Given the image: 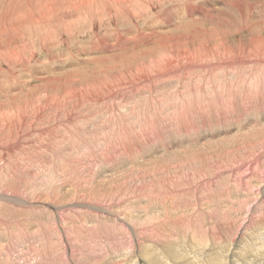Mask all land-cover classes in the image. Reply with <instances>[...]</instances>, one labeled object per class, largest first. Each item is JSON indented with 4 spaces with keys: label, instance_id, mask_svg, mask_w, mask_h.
Segmentation results:
<instances>
[{
    "label": "rangeland",
    "instance_id": "rangeland-1",
    "mask_svg": "<svg viewBox=\"0 0 264 264\" xmlns=\"http://www.w3.org/2000/svg\"><path fill=\"white\" fill-rule=\"evenodd\" d=\"M58 1L50 25L2 38L25 56L0 59V264H264L236 248L264 230V0H143L81 23Z\"/></svg>",
    "mask_w": 264,
    "mask_h": 264
},
{
    "label": "bare ground",
    "instance_id": "bare-ground-1",
    "mask_svg": "<svg viewBox=\"0 0 264 264\" xmlns=\"http://www.w3.org/2000/svg\"><path fill=\"white\" fill-rule=\"evenodd\" d=\"M24 1L25 0H17L15 3H16V5H15V3H14V5L15 6H13L12 4H13V2H10V0H0V5H1V10H0V42H2V43H0V59H3L5 62H7V63H13L14 61H19V60H22L23 58H24V56H25V50H24V48H21V50H17L16 52H7V49L6 50H4V48L5 47H3L4 46V44H5V39L4 40H2V38L4 37H7V39H6V42L7 41H10L12 38H10L9 36H10V34L11 33H15L14 35H16V39H17V37L18 36H20V31H21V29H20V27H23V25L25 24V23H27L28 25L30 24L31 25V27H32V25L34 24V26L35 25H38V24H40L41 22H44V20H47V21H45V22H47L46 24H48V25H50V23H51V21H53V20H51L52 19V17L54 16V14L57 12L58 13V11L61 9V8H59V6L60 5H56V2H60V1H58V0H42L43 1V3H41V4H44L43 6L41 5V7L39 8V9H36V7L34 6L33 7V3H34V0H27V2L26 3H24ZM36 1V0H35ZM240 1H243V0H235V1H233L234 2V4L238 7V3L240 2ZM247 1V0H246ZM40 2H41V0H40ZM62 5L61 6H63V7H67V8H72V11H73V15L75 16V17H77V21L78 22H80L81 20L82 21H88V19L90 18V19H92L93 18V20L97 17H99V16H103V15H107V14H109L110 15V18L109 19H111V20H113L112 18H114V19H116L117 18V16L119 17H121L122 16V18L123 17H127V16H129L130 14V12H129V10H128V6L129 5H132V6H136V7H138V9H141V3L142 2H144L143 0H62ZM236 2V3H235ZM145 3H147V2H145ZM149 3V2H148ZM152 3V2H151ZM25 4H27V5H25ZM128 4V5H127ZM231 5L233 4V3H230ZM233 4V5H234ZM143 5V4H142ZM228 5V4H227ZM143 7V6H142ZM229 7V6H228ZM144 9V8H143ZM237 9V8H236ZM30 10V11H29ZM37 10H39V11H37ZM238 10H240V9H238ZM23 11H25V12H23ZM27 11H29V12H27ZM36 11L37 12H39V14H38V18L36 17ZM141 11H144V10H142L141 9ZM189 12H190V14H192L193 13V11H194V8H192V7H190L189 8V10H188ZM127 12H129V13H127ZM140 12V11H139ZM192 12V13H191ZM56 13V14H57ZM62 13V12H61ZM67 13V12H66ZM94 13H95V17H93L92 15H94ZM21 14V15H20ZM113 14V15H112ZM131 14H133V12H131ZM190 14H188L189 16H190ZM109 15H108V17H109ZM200 15V14H199ZM91 16H92V18H91ZM135 16V15H134ZM18 17V18H17ZM57 17V16H56ZM55 17V18H56ZM69 17V16H68ZM67 17V18H68ZM119 17V18H120ZM130 17V16H129ZM132 17H133V15H132ZM164 17V16H163ZM71 19H72V17H70ZM136 18H138V16L136 17ZM54 19V18H53ZM61 19V18H60ZM130 19V18H129ZM15 20L17 21V22H15ZM51 20V21H50ZM132 20V19H131ZM55 21V20H54ZM61 21V20H60ZM86 21V22H87ZM115 21V20H114ZM14 22L16 23V24H14ZM40 22V23H39ZM44 22V23H45ZM58 22V21H57ZM85 22V23H86ZM93 22V21H92ZM184 22V21H183ZM43 23V24H44ZM53 23H55V22H53ZM60 23V22H59ZM62 23V22H61ZM70 23V22H69ZM81 23V22H80ZM45 24V25H46ZM56 24V23H55ZM55 24H54V26H55ZM41 25V24H40ZM66 25V24H65ZM17 26V27H16ZM27 26V25H26ZM25 26V27H26ZM43 25H41V27H42ZM52 26V25H51ZM57 26V25H56ZM70 26H72V25H70ZM36 27V26H35ZM30 28V27H29ZM34 28V27H33ZM38 28H40V27H38ZM43 28V27H42ZM65 28H68V25H67V27H65ZM74 28H76V27H74ZM37 29V28H36ZM41 29V28H40ZM39 29V30H40ZM60 29V28H59ZM54 30V29H53ZM52 30V31H53ZM56 30V29H55ZM68 30V29H67ZM70 30V29H69ZM32 31V30H31ZM48 31V30H47ZM64 31V30H63ZM63 31H61V32H63ZM72 31V30H71ZM28 32V31H27ZM49 32V31H48ZM54 32V31H53ZM44 33H45V31H44ZM140 33V32H139ZM63 34V33H62ZM142 34V33H141ZM70 35V34H69ZM144 36V35H143ZM31 37V36H30ZM101 37V36H100ZM119 37H121V35L119 36ZM48 38V37H47ZM68 38V37H67ZM80 38V37H79ZM14 41L13 42H15V37H14V39H13ZM119 40V39H118ZM122 40V39H121ZM144 40V39H143ZM149 40V39H148ZM44 41V40H43ZM123 41V40H122ZM166 41V38H165V36H162L161 37V39H159L158 40V42H159V47H160V49L159 50H161V48H163L164 47V43L163 42H165ZM12 42V41H11ZM10 42V43H11ZM140 42V41H139ZM102 43H104V41L102 42L101 41V43H98V45H93V49L94 50H98V47L99 46H102L103 44ZM179 46V45H178ZM105 47V45L103 46V48ZM106 47H107V45H106ZM105 47V48H106ZM158 47V48H159ZM171 47V46H170ZM200 47V46H199ZM250 47H252V46H250ZM15 48H16V46H15ZM172 48V47H171ZM248 48V47H247ZM264 48V47H263ZM164 49V48H163ZM173 49V48H172ZM205 50L206 52H208L209 51V48L208 47H206V46H203V47H201V49L199 48V50H200V53L203 51V50ZM240 49V48H239ZM261 49V48H260ZM13 50V49H12ZM182 50V49H181ZM242 50V49H241ZM240 50V51H241ZM263 49H261V51H262ZM99 51V50H98ZM97 51V52H98ZM165 51V50H164ZM246 51H248V50H246ZM260 50L259 51H257V52H261ZM106 52V51H105ZM183 52H185V51H183ZM204 52V51H203ZM262 52H264V51H262ZM261 52V53H262ZM31 54V53H30ZM163 54H164V52H163ZM169 54V53H168ZM178 54H182V53H178ZM194 54V53H193ZM192 54V55H193ZM32 55V54H31ZM34 55V54H33ZM180 55H178V58H179V56ZM184 55V54H183ZM264 55V54H263ZM185 56V55H184ZM163 57H165V56H163ZM160 59V61L163 59V58H159ZM158 59V60H159ZM175 59H176V56H175ZM180 59V58H179ZM179 59H177V60H179ZM2 60V61H3ZM155 61H157V60H155ZM159 61V63H163V61H164V59H163V61H161L160 62ZM175 62H176V60H174ZM173 61V62H174ZM189 61V60H188ZM198 61V60H197ZM158 62V61H157ZM196 62V61H195ZM202 62V61H201ZM256 62V61H255ZM152 63H153V61H152ZM156 63V62H155ZM5 64V63H4ZM10 64H8V65H10ZM14 64V63H13ZM173 64H175V63H173ZM180 64H181V62H180ZM196 64V63H195ZM7 65V66H8ZM155 65V64H154ZM153 64H152V66H154ZM186 64L184 63V66H185ZM157 65H155V67H156ZM160 66V65H159ZM167 66H169L168 65V63L166 62L165 63V67H163V68H166V69H168V67ZM179 66V65H178ZM190 66V65H189ZM9 67V66H8ZM156 68H158V67H156ZM161 69H162V67H160ZM159 68V69H160ZM188 68V67H187ZM11 69V68H10ZM148 69V68H147ZM158 69V70H159ZM161 69H160V71H161ZM186 69V68H185ZM47 70V69H46ZM157 70V71H158ZM139 71V70H138ZM166 71V70H165ZM12 72V71H11ZM134 72V71H133ZM155 73V72H154ZM159 73V72H158ZM141 74H143V73H141ZM146 74V73H145ZM144 74V75H145ZM140 77V76H139ZM142 77H143V75H142ZM146 77V76H145ZM148 78V77H147ZM149 79V78H148ZM147 79V80H148ZM121 80V79H120ZM145 80V79H144ZM136 81V80H135ZM101 83V82H100ZM96 84H97V82H96ZM139 84V83H138ZM126 86V85H125ZM129 86V85H128ZM100 87V86H99ZM115 87V86H114ZM98 90V89H97ZM95 92V91H94ZM101 94V93H100ZM70 95V94H69ZM101 96V95H100ZM49 99V98H48ZM52 99V98H51ZM57 99V98H56ZM59 99V98H58ZM62 99V98H61ZM53 100H54V98H53ZM53 105V104H52ZM45 108V107H44ZM52 108V107H51ZM42 109V108H41ZM43 112V111H42ZM57 112V111H56ZM34 114V113H33ZM37 114H38V112H37ZM39 115V114H38ZM5 121V120H4ZM14 121H15V119H14ZM24 121V120H23ZM16 124V123H15ZM7 125V124H6ZM4 126V125H3ZM10 126V125H9ZM11 126H12V124H11ZM9 128V127H8ZM3 130V129H2ZM13 130H15V129H13ZM12 130V131H13ZM6 131H9V130H6ZM0 132H2L1 130H0ZM5 132V131H4ZM10 136V135H9ZM10 138V137H9ZM162 190V189H161ZM188 191V190H187ZM171 195V194H170ZM98 208V207H97ZM168 210V209H167ZM106 216V215H105ZM263 221V220H262ZM149 224V223H148ZM257 225V224H256ZM264 226V225H263ZM253 227H255V226H253ZM186 228L188 229V231H187V233H189V235H191L192 236V239H193V242H192V245H191V247L192 248H194L195 250H206L207 248V246H208V244L210 243V240H209V238L206 236V234H204L203 236H200L199 234H197V232L194 230V228H193V226H186ZM259 228V227H258ZM261 228H264V227H260V229ZM190 230V231H189ZM200 230V229H199ZM257 230V229H256ZM247 231H249V230H247ZM246 231V232H247ZM200 232H201V230H200ZM191 233V234H190ZM151 234H153V233H151ZM166 235V234H165ZM165 235H162V234H154L153 236L155 237V240H159V241H163V242H165V241H167V240H169V238H172V236H170L169 238L167 237V236H165ZM242 235H243V233H242ZM246 235V234H245ZM250 235H252V234H250ZM244 236V235H243ZM153 237V238H154ZM241 237V236H240ZM245 237V236H244ZM248 237V236H247ZM251 238H252V236H251ZM254 238V237H253ZM173 239H176V238H173ZM189 239V238H188ZM217 239V238H216ZM240 239V238H239ZM223 240V239H222ZM248 240V239H247ZM214 241V240H213ZM221 243H223L222 241H221V239L219 240ZM231 242V241H230ZM229 242V243H230ZM245 242H247L246 241V239H242L240 242H239V244H238V246L236 247V245H235V247L237 248V250L234 248V250H236L237 252H239V250H240V252H239V257H241L242 258V256H243V258L244 259H247L248 258V255L249 254H253V256L254 257H258V259H259V257H260V260L261 259H264V230L263 231H261L258 235H257V237H256V240H253V241H251V242H249V244H245ZM228 243V242H227ZM234 243V242H233ZM119 245V244H118ZM226 245V244H225ZM234 245V244H233ZM118 248V250L117 251H120L121 250V248L118 246V247H115V248H109V250L110 251H113V250H115L116 251V249ZM95 249V248H94ZM184 249V248H183ZM190 249V248H189ZM221 249V248H220ZM96 250V249H95ZM224 250V249H223ZM153 251V250H152ZM197 251V252H198ZM131 252V251H130ZM216 252V251H215ZM221 252V251H220ZM134 253V252H133ZM153 252H148V254L151 256V254H152ZM157 253V252H156ZM187 253V252H186ZM185 253V254H186ZM211 253L212 252H210V250L209 251H207L206 252V257L204 258V259H202V260H200V258H198V257H196V261H193V262H191L190 264H230V261L232 260V258L230 257V258H228L226 255L225 256H220V254L218 255H215V256H213V255H211ZM219 253V252H218ZM95 254V253H94ZM116 254V253H115ZM121 254V253H120ZM155 254V253H154ZM213 254V253H212ZM216 254V253H215ZM223 254V253H222ZM229 254V253H228ZM237 253H235V255H236ZM96 255V254H95ZM100 255V254H99ZM134 255H135V253H134ZM186 255H188V253L186 254ZM230 255V254H229ZM115 256V255H114ZM123 257H124V254L122 255ZM149 256V257H150ZM153 256V255H152ZM184 256V255H183ZM232 256H233V254H232ZM234 257V256H233ZM236 257V256H235ZM261 257H263V258H261ZM119 258V257H118ZM152 258V257H151ZM140 259V258H139ZM179 259H180V257H179ZM241 260V259H240ZM106 261V260H105ZM249 261V260H248ZM256 261V260H255ZM132 262V261H131ZM185 262V261H184ZM239 262V261H238ZM247 262V261H246ZM250 262V261H249ZM249 262L248 263H245V264H249ZM261 263H262V260L260 261ZM260 262H258V263H260ZM127 263V262H126ZM169 263V262H168ZM240 263V262H239ZM254 263V262H253ZM260 263V264H261ZM122 264V263H121ZM132 264H141L140 262H138V261H134ZM142 264H143V262H142ZM241 264V263H240ZM257 264V263H256Z\"/></svg>",
    "mask_w": 264,
    "mask_h": 264
}]
</instances>
